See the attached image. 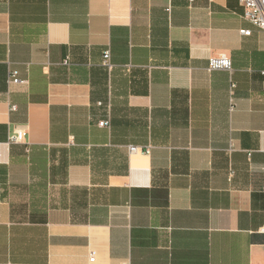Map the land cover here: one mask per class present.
<instances>
[{
    "label": "crops",
    "instance_id": "crops-1",
    "mask_svg": "<svg viewBox=\"0 0 264 264\" xmlns=\"http://www.w3.org/2000/svg\"><path fill=\"white\" fill-rule=\"evenodd\" d=\"M262 72L238 0H0V264H264Z\"/></svg>",
    "mask_w": 264,
    "mask_h": 264
},
{
    "label": "built area",
    "instance_id": "built-area-1",
    "mask_svg": "<svg viewBox=\"0 0 264 264\" xmlns=\"http://www.w3.org/2000/svg\"><path fill=\"white\" fill-rule=\"evenodd\" d=\"M240 6L243 8V17L250 21L252 24L257 26L259 29L264 31V0H238ZM242 34L247 35L248 32L242 31ZM104 64L108 65L109 53L106 51L104 53ZM231 61L229 57L222 54L217 57H211L208 61V70H223V71H231ZM264 76V72H262ZM8 84H20L22 83L16 78V73L11 72L8 75ZM101 125H105V123H101ZM22 133L17 132L14 135L9 137L10 142H21L22 141ZM136 148H130V152H136ZM264 232V229H262ZM89 262H94V257L91 255L89 258Z\"/></svg>",
    "mask_w": 264,
    "mask_h": 264
}]
</instances>
